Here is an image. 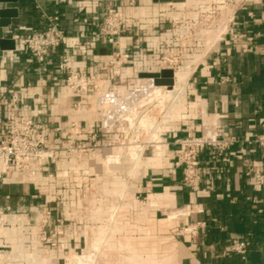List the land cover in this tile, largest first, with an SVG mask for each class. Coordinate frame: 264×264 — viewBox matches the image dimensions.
Returning <instances> with one entry per match:
<instances>
[{"label": "crops", "instance_id": "1", "mask_svg": "<svg viewBox=\"0 0 264 264\" xmlns=\"http://www.w3.org/2000/svg\"><path fill=\"white\" fill-rule=\"evenodd\" d=\"M204 2L217 5L226 15L224 26L219 35L213 30L206 45L190 53L185 47L191 33L188 28ZM5 5L17 6L19 14L5 29L6 36L16 39V48L0 56V142L5 136V101L14 94L19 98L17 113L43 124L49 145L64 144L75 135L88 138L102 125L101 110L110 107L104 102L106 93L123 96L132 84L146 80L141 72L160 68L161 53L177 51L183 56L180 68L189 70L187 89L164 119L161 153L147 157L137 183L138 198H145L141 209L153 219L149 228L165 246L173 245L174 252L151 255L149 260H161L160 264H264V189L259 190L254 176L244 171L248 160L264 172V147L248 141L264 133V0H18ZM190 5L195 9L192 13ZM108 6L124 11L127 17L126 30L113 41L97 37ZM55 14L65 38L39 60L21 39L45 28ZM176 15L182 22L173 29L170 22ZM117 53L122 64L113 70L108 62ZM65 56L73 68L95 72L101 88L73 93L59 68ZM205 129L238 142L230 147L227 160L223 154L203 149L198 157L201 179L188 185L176 157L177 142ZM122 151L121 146H110L89 153L88 180L96 179L94 165L104 163L108 166L103 178L112 176L123 182L126 174L117 175L112 168L123 166L126 158L120 160L118 155L111 163L115 153ZM78 157L61 154L55 173L50 163L16 171L5 169L0 160V264H66L71 260L62 253V246H78L80 238L60 237L65 242L58 241L47 251L48 244L38 235L44 224L60 231L128 228V204L122 202L127 191L119 190L122 200L118 206L99 208L111 216L119 214L118 220H97L96 206L82 205L83 191L75 180L79 178ZM107 192L117 194L111 189ZM53 196L60 198L55 205ZM80 212L89 214L86 222L74 220ZM192 226H197L194 233L188 231ZM235 238L245 242L244 253L231 248ZM96 243L95 238H87L82 255L88 261L95 260L91 247ZM110 259L119 264L135 261L123 251Z\"/></svg>", "mask_w": 264, "mask_h": 264}, {"label": "rangeland", "instance_id": "2", "mask_svg": "<svg viewBox=\"0 0 264 264\" xmlns=\"http://www.w3.org/2000/svg\"><path fill=\"white\" fill-rule=\"evenodd\" d=\"M217 7V5H208L206 2H204L198 10L192 9L191 5L188 7L191 13L193 10L196 11L194 16L195 18H191L190 21L188 30L191 33L189 34V37H187L188 44L186 43L185 46L190 53L195 51L197 47L200 48L205 46L208 35L213 30L216 32V35L221 33V30L224 26L223 18H225L226 15L223 14ZM181 22L182 18L180 16L176 15L172 17L170 22L171 28L175 29L179 27ZM176 53L181 55L177 51ZM182 58L183 56L181 55L179 63L180 65L182 64ZM150 83L151 81L145 80L138 84H132L130 86L131 88H129L127 91L125 90V93L132 91L135 92V100H124L120 102L126 106L135 105V132L131 129H127L126 132L113 131L111 133H107L103 132L102 125L98 130L94 131L95 140L93 141L94 148L92 151L95 153L110 147L108 143L111 141H115L116 143L126 142L127 145H115L121 146L123 151L122 154L115 153L111 161V163L116 162L115 160H118V155L119 158H121L120 160L126 158L127 162H125L123 166L113 164L114 166L112 168V172H116L117 175L120 172H124L126 174L124 175L125 180L123 182L113 179L112 176L109 180L103 178L104 173H107L105 170L108 166H105L104 163H96L94 165L96 179L94 181L88 180L86 159L88 157L87 155L92 151L75 153L77 156H79L78 158H81L79 169L76 171V174H78L79 178L75 180H77L76 182L78 183L79 188L83 191L82 205L85 207L89 205H95V215H97L99 218L97 220L101 219V221H103V219H110V217H112V219L118 220L119 214H116V216L114 214V218V216H111L110 213L103 212V210H99V208H102V205L104 204L118 206L122 200L119 195V190L127 191V195L124 200H122V202H127L128 204L127 221L129 226L128 228L122 230L114 228L106 229L104 231L99 228L91 230L86 227L72 229L67 228L60 231L54 229L53 227L48 228L46 225L42 226V228L38 230V235L43 244H48V247H46L47 251H49L52 246L60 244L59 242H65L64 238L62 240L60 237L75 236L80 238L81 244L78 246L67 243L62 246V253L64 256L72 258L71 260L67 259V261H65L66 264H119V260H113L110 258L111 256L114 257L115 255L119 254L121 251L127 253L129 258L135 257V261L128 260V264H160L162 263L161 260H149V257L151 255L160 257L163 254H171L174 252L173 245L165 246L163 241L159 239V236L154 233V230L149 228V225L152 223L153 219L149 213L143 212L141 209V207L144 205L142 200H145V198H138L137 196V183L141 179V171L146 168L145 166L147 157H153L154 155L159 156L156 155V153L157 150L160 152L159 148L162 147L160 145L162 144L160 129L164 124V112L166 110V105L171 99L170 97H165V99L161 101L159 96L156 98L155 93L153 94V91L156 88ZM186 89L187 88H185V90ZM168 94L171 97L174 96V93H172L171 90H169ZM129 118L133 120L131 116ZM132 123L133 122L131 121V125H133ZM32 136H34V134H30L28 138L31 139ZM75 136L79 138L78 140H75L76 143L86 142L88 140V138H81L79 135ZM54 138L55 135H52L51 139L54 140ZM55 147H53L54 149L52 150V158L49 159L48 162L51 164L49 165L51 170H53L52 172L54 173L57 159L61 157V149H56ZM110 160L111 159L108 161ZM34 164L37 166L41 165V163L35 162L28 168ZM52 172L51 174L54 175ZM110 189L117 193L116 196L112 195L111 193L109 195V192H107V194L104 193V191H110ZM88 191H92V193H88ZM54 198V196L53 198H50L51 202L53 203L55 200L60 199L59 197H56L55 199ZM53 205H55V203ZM88 216L89 214L87 212H80L78 218L74 220L86 222ZM43 236H46L47 239H51L50 242H55V244L52 245L50 242L43 240ZM89 236L97 240V243L91 247V252L94 254L92 257L95 258V260L92 259L91 261H88L86 255H82L84 253L83 251H85L87 248L86 241ZM121 240L123 244L121 243ZM104 254H108V257H104ZM78 256H80L79 259L77 258Z\"/></svg>", "mask_w": 264, "mask_h": 264}, {"label": "built area", "instance_id": "3", "mask_svg": "<svg viewBox=\"0 0 264 264\" xmlns=\"http://www.w3.org/2000/svg\"><path fill=\"white\" fill-rule=\"evenodd\" d=\"M59 20L60 17L58 14L50 16L49 23L45 28L37 30L21 39L22 44L32 56L39 60H43L50 51L58 48L62 44L65 33L60 27ZM126 26V14L114 6H108L97 37L113 41L115 37L124 32ZM85 43L90 44L91 42L86 41ZM180 58L181 55L176 53V51L163 52L160 55V68L155 71L147 72H160L162 69H172L175 79L176 71L182 70L179 64ZM69 61L70 59L68 57H63L59 62V68L65 72L64 83L73 93L83 94L90 89L101 88V84L95 72L77 70L70 66ZM121 64L122 62L118 53L108 62V66L113 70H119ZM141 78L151 81L150 84H152L153 87L158 86L161 89L164 88V90L170 89L167 85H156L152 77L141 76ZM188 80L189 75L185 80V86ZM18 99V95L14 94L9 100L5 101V136L0 142V160L5 169L22 171L28 169V167L35 162L41 164L48 163L49 159L52 158V150L55 146L49 145V139L43 124L36 121L34 118L19 115L17 113L19 107ZM124 100H135V92H128L120 97L113 96L112 92L105 94L104 102L110 107L100 112L103 132H126L127 129H131L135 132V105L126 106L121 104L120 102ZM175 102V100L173 102L170 100V102L167 103L164 112L165 118L169 116ZM130 116L133 120L129 118ZM131 121L133 125H131ZM72 125L75 126L74 123H72ZM30 134H34L31 139L28 138ZM78 139L77 136H74L72 140H68L64 144H59L55 148L61 149L60 154L91 152L93 150V141L95 140L94 132L90 133L86 142L76 143L75 140ZM248 141L256 142L264 147V133L256 134L253 139H249ZM236 142H238V140L233 137L228 139L219 138L218 133L213 129H205L200 135L189 134L178 140L177 143L179 148L176 151V157L183 165V181L188 185H195L201 179L202 167L198 157L203 149L209 148L217 154H223L224 160H227L229 149ZM108 144L110 146H115L116 144L127 145L126 142L116 143L115 141H111ZM244 171L246 175L254 176L259 190L264 189V172L261 169L252 165L248 160H245ZM196 230L197 226L188 228V231L193 233L196 232ZM43 240L48 242L51 241V239H47L46 236H43ZM50 243L52 245L55 244V242ZM231 248L239 253H244L246 251V244L243 240L235 238Z\"/></svg>", "mask_w": 264, "mask_h": 264}, {"label": "water", "instance_id": "4", "mask_svg": "<svg viewBox=\"0 0 264 264\" xmlns=\"http://www.w3.org/2000/svg\"><path fill=\"white\" fill-rule=\"evenodd\" d=\"M16 2H18V0H0V56L3 55L6 50H14L16 48V39L6 36L5 30L12 25L13 19L19 14L17 6H8L5 5V3ZM140 76L152 77L156 85H167L169 88H171L175 82L174 71L172 69H162L160 72H141Z\"/></svg>", "mask_w": 264, "mask_h": 264}, {"label": "bare ground", "instance_id": "5", "mask_svg": "<svg viewBox=\"0 0 264 264\" xmlns=\"http://www.w3.org/2000/svg\"><path fill=\"white\" fill-rule=\"evenodd\" d=\"M188 75H189V70L182 69V70L176 71L174 86L170 89H165V90L161 89L158 86H155V88H156V90L154 92L155 97L157 98L159 96L161 98V101L164 100L165 97H170L171 102H173L174 100L179 102L178 99H180L181 96L184 94L185 80L188 77ZM169 90H171L172 93H174L173 97L169 96V94H168ZM159 150H160V152H158V150H157V153H161L162 149L159 148Z\"/></svg>", "mask_w": 264, "mask_h": 264}]
</instances>
